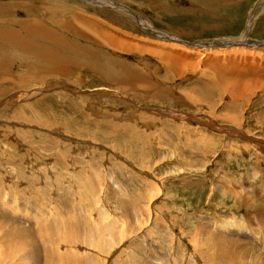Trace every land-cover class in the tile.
I'll return each instance as SVG.
<instances>
[{
  "label": "rangeland",
  "instance_id": "374dc122",
  "mask_svg": "<svg viewBox=\"0 0 264 264\" xmlns=\"http://www.w3.org/2000/svg\"><path fill=\"white\" fill-rule=\"evenodd\" d=\"M84 1L0 0V214L34 238L32 264H207L191 243L200 228L208 251L221 236L242 264L264 263L247 259L251 246L264 256V46L191 49ZM112 1L192 42L240 36L257 0ZM70 14L127 44L52 21ZM254 22L246 38L264 42V7ZM48 49L64 67L44 63ZM144 206L148 224L132 213Z\"/></svg>",
  "mask_w": 264,
  "mask_h": 264
},
{
  "label": "bare ground",
  "instance_id": "6f19581e",
  "mask_svg": "<svg viewBox=\"0 0 264 264\" xmlns=\"http://www.w3.org/2000/svg\"><path fill=\"white\" fill-rule=\"evenodd\" d=\"M104 1V0H103ZM48 2H50V1H48ZM48 2H46V5H47V3ZM261 2H263V1H261ZM53 3V2H52ZM45 4V3H44ZM32 5V4H31ZM55 5V4H54ZM52 6V5H51ZM28 7H31L30 5L28 6ZM55 7V6H54ZM53 7V8H54ZM41 8V7H40ZM55 9H56V7H55ZM40 10H42L43 12H46V13H51L50 14V16L52 15V16H54L53 14H58V11H56V10H58V8L56 9V10H47L46 11V9H44V8H41ZM60 11V10H59ZM64 11V10H63ZM203 11V10H202ZM61 12V11H60ZM201 13V12H200ZM203 13V12H202ZM61 14H63V12L61 13ZM47 15V14H46ZM74 14H70L69 15V22L68 21H62V20H57V19H53L52 21H55V22H58V24L61 26L60 28L61 29H66V30H68L69 32H74L76 35L77 34H79V36H81V34H80V30L79 29H84L85 30V32L88 30V31H90L92 34H94L95 36H97L98 38H100V39H103V38H106L107 39V41H111V42H113V44H112V46H116V45H118L119 47H122L123 45H126L127 43H125V42H123V41H121V40H119L118 38H115V37H113L112 35V37H110V36H108V35H106V34H104L103 32H102V34H100L99 32H97V27H94L93 25V21H87V20H85V19H81V20H79V17L77 16V17H74L73 16ZM49 16V15H48ZM64 16H66V14L64 15ZM76 16V15H75ZM59 17V16H58ZM63 17V16H62ZM66 19H67V17H65ZM52 19V18H51ZM60 19V18H59ZM63 19V18H62ZM138 17L137 16H135V20L137 21V23H138ZM64 20V19H63ZM77 21H79V24L78 25H76L77 24ZM141 21V20H140ZM76 22V23H75ZM143 24H144V26H145V23L143 22V21H141ZM74 24V25H73ZM84 24V27L82 26ZM104 27V26H103ZM44 28L45 29H43V31H45L46 33H50V32H47V29H46V27L44 26ZM97 28V29H96ZM144 28V27H143ZM104 29V28H103ZM29 30H30V33L28 34V36H30L32 39H36L35 37L36 36H31L30 34L31 33H35L36 35H37V37H40L41 35H42V33L41 32H33V28L32 27H29ZM7 32H0V34H1V36L3 37V36H5V34H6ZM52 35H55L56 36V34H54V33H51ZM87 35V34H86ZM1 37V38H2ZM44 37H46V36H44ZM108 37V38H107ZM26 38V37H25ZM4 39H6V36H5V38ZM27 39V38H26ZM1 40V39H0ZM38 41V40H37ZM29 42V43H28ZM32 42V44H30V40H29V38H28V40H24L20 45H19V48H21V49H24V51L25 50H27L28 51V49L29 50H31V49H33L34 47H35V45H33L34 44V42L33 41H31ZM39 43H40V41H38ZM46 42H48V43H50L51 44V41H49L48 39H46ZM110 43V42H109ZM121 43V44H120ZM41 44V43H40ZM62 44V42L60 43V45ZM122 45V46H120V45ZM47 45V44H46ZM45 45V46H46ZM137 45V44H136ZM39 46H42L43 47V44L42 45H39ZM44 46V47H45ZM52 46V45H51ZM50 46V47H51ZM47 47H48V45H47ZM126 47V46H125ZM129 47V46H128ZM36 48H38V47H36ZM39 48H41V47H39ZM38 48V49H39ZM49 48V47H48ZM52 48V47H51ZM56 48H57V46H56ZM61 48V47H60ZM134 48H138L137 46H134ZM133 48V49H134ZM232 48V47H231ZM44 49H46V48H44ZM53 49V48H52ZM54 49H55V47H54ZM58 50H59V47L57 48ZM116 49V48H115ZM123 49V48H122ZM129 49V48H128ZM139 49V48H138ZM124 50V49H123ZM130 50V49H129ZM140 50H143V49H141L140 48ZM139 50V51H140ZM149 50V49H148ZM19 51H21V50H19ZM50 51H52L53 52V50H50ZM50 51H49V49L48 50H46V53H45V51H43L44 52V54L42 55V58L44 59H42L43 61H44V63L45 64H50V63H47V62H52L53 63V67H61V66H54V65H56V64H61V65H63V61L62 60H57L55 57H54V53H50ZM81 51V50H80ZM80 51H78V53L80 52ZM127 51V50H126ZM133 50H131V52H132ZM137 51V50H136ZM59 53H61L60 51H58ZM92 52V51H91ZM127 52H129V51H127ZM151 53V52H150ZM92 54V53H91ZM96 54V53H95ZM37 56H38V54H36ZM35 55V56H36ZM155 55V54H154ZM161 55V54H160ZM163 55V54H162ZM162 55L159 57V55H157V58L159 57L161 60H163L164 62L165 61H167V60H165L163 57H162ZM17 56V55H16ZM15 56V57H16ZM39 56H40V52H39ZM94 56V55H93ZM92 56V57H93ZM95 56H97V55H95ZM95 56H94V59H96L95 58ZM167 56H168V54H167ZM19 57V56H18ZM54 57V58H53ZM162 57V58H161ZM168 59V58H167ZM7 60V59H6ZM98 61H100L99 60V58L97 59ZM60 61H61V63H60ZM65 61H67V60H65ZM67 63H68V61H67ZM173 63H172V60H170V61H168V63H167V65L168 66H171ZM67 65L65 64V67H66ZM69 66V65H68ZM62 67H64V65L62 66ZM48 70V69H47ZM63 70H64V72H63ZM62 70V72L65 74L66 73V75H67V72H66V69H63ZM176 71H177V73H175V74H179V72H178V70L177 69H175ZM60 71V70H59ZM61 72V71H60ZM51 74V73H50ZM47 75V74H46ZM52 75V74H51ZM57 75V74H56ZM55 76V75H54ZM58 76V75H57ZM60 76V75H59ZM38 78V77H37ZM27 79V78H26ZM30 79V78H29ZM27 81V80H26ZM38 81V80H37ZM220 81H222V80H220ZM222 83V82H221ZM124 85V84H123ZM200 88V87H199ZM124 89H125V87H124ZM197 89H198V87H197ZM201 89V88H200ZM238 88L236 87L234 90H237ZM121 90V89H120ZM193 90H194V88H193ZM196 90V89H195ZM194 90V91H195ZM199 90V89H198ZM202 90V89H201ZM200 90V91H201ZM204 90V89H203ZM189 91H191L190 89H189ZM199 91V92H200ZM13 130V129H12ZM16 133V132H15ZM262 146V145H261ZM151 196H149L148 198H147V201L149 200V198H150ZM3 200H4V198H2ZM2 203H4L3 201H2ZM7 204V203H6ZM6 207V206H5ZM1 209V208H0ZM149 211H150V213H149ZM149 211H148V209L144 206L140 211L139 210H133L132 211V213L134 214V217H135V219L136 218H142V217H144L145 218V220H146V224H148L149 223V221H150V219L152 218V212L153 211H151L150 209H149ZM3 212V211H2ZM15 216H16V214H15ZM12 217V216H11ZM11 217H9V216H6V215H1L0 214V264H29V262L32 260V256H31V254H34L36 251H37V248H36V242H35V240H34V238H32V236H30V235H28V231H24V230H22V229H20V228H18L16 225H14V223H15V221H12V218ZM20 217L22 218V216L20 215ZM16 221H18L20 224H24V222H23V220L22 221H19V220H21L20 218L19 219H17V218H15V217H13ZM13 219V220H14ZM156 220H158V219H156ZM152 221V220H151ZM156 224V223H155ZM36 225V224H35ZM12 227H14V229L12 228ZM152 227L153 228H158V224H156V226L154 225H152ZM10 228V229H9ZM227 228H229V226H225L223 229L224 230H226ZM148 229V228H147ZM147 229H146V231H147ZM138 231V229L136 228L135 229V232H137ZM210 233V232H209ZM210 235V234H209ZM204 236H207V235H205V233L202 231V228H200L199 229V233H197L195 236H193L192 237V241H191V243H192V245H193V250L194 251H196V254H198V255H201V257L205 260V262L207 263V264H236V263H238L239 261H241L240 263L242 264L243 262H242V259L244 258V257H242L243 256V251H237V248H235V249H233V248H230V247H232L233 245H227L228 243L229 244H232V242L231 241H229L227 238H223V237H221V236H214V238L212 239V238H210L211 240H212V242H215V244H214V246H213V250H211V251H208V249H207V247L204 245V242H203V237ZM125 239V235H121L120 236V234L117 236V237H115V241H116V244L115 245H117L119 242H121V241H123ZM41 240H42V238H41ZM62 240V242H64V240L63 239H61ZM67 240H68V238H67ZM38 241H40V240H38ZM104 241V240H103ZM68 242V241H67ZM236 242V241H235ZM164 243V242H163ZM44 245V244H43ZM42 245V246H43ZM212 245H213V243H212ZM118 246V245H117ZM124 246V245H123ZM234 247V246H233ZM239 247V246H238ZM47 248V247H46ZM48 249V248H47ZM53 249V248H52ZM246 250V249H245ZM258 249L255 247V246H251L250 247V250H249V257L247 258V259H250V260H252V258L251 257H255L254 255H257V256H259L260 258L262 257V259L264 260V256L263 255H261V252L260 253H256V251H257ZM206 252H210L209 254H206V255H204ZM214 252V253H213ZM46 253H47V257H46V260L48 261V262H50V258H51V254H50V250L47 252L46 251ZM244 254H246V253H244ZM74 257V256H73ZM207 258V259H206ZM256 258V257H255ZM57 259V258H56ZM69 259V258H68ZM65 260V259H64ZM73 260H75V259H73ZM259 261V264H264V263H262L260 260H258ZM257 262V261H256ZM33 263V260H32V262L30 263V264H32ZM55 263V262H54ZM60 263V262H59ZM194 263V262H193ZM251 263V262H250ZM249 263V264H250ZM74 264H76V262L74 263ZM79 264H83L81 261L79 262ZM185 264V263H184ZM239 264V263H238ZM258 264V263H257Z\"/></svg>",
  "mask_w": 264,
  "mask_h": 264
},
{
  "label": "crops",
  "instance_id": "0c3cea01",
  "mask_svg": "<svg viewBox=\"0 0 264 264\" xmlns=\"http://www.w3.org/2000/svg\"><path fill=\"white\" fill-rule=\"evenodd\" d=\"M250 5L243 11H241V15H240V20H241V23H240V27L243 25V22L245 20V17H246V14H247V11L249 10L250 6H251V2L249 3ZM255 25V24H254Z\"/></svg>",
  "mask_w": 264,
  "mask_h": 264
}]
</instances>
